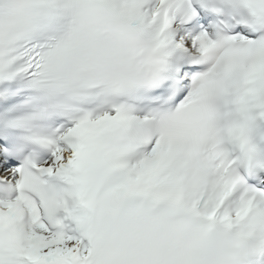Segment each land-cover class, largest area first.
Segmentation results:
<instances>
[{"label": "snow or ice", "instance_id": "6c2138e0", "mask_svg": "<svg viewBox=\"0 0 264 264\" xmlns=\"http://www.w3.org/2000/svg\"><path fill=\"white\" fill-rule=\"evenodd\" d=\"M0 264H264V0H0Z\"/></svg>", "mask_w": 264, "mask_h": 264}]
</instances>
